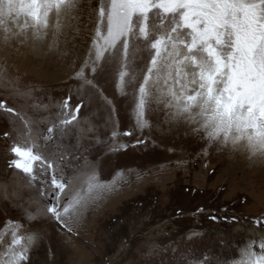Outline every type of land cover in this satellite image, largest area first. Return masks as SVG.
<instances>
[{"label": "snow or ice", "instance_id": "obj_1", "mask_svg": "<svg viewBox=\"0 0 264 264\" xmlns=\"http://www.w3.org/2000/svg\"><path fill=\"white\" fill-rule=\"evenodd\" d=\"M37 45L65 57L84 49L72 62L73 87L48 117L41 109L50 113L51 101H29L36 90L7 63L11 52ZM0 51V87L28 105L0 98V112L21 137L3 132L12 141L7 167L23 176L42 205L33 210L17 193L13 207L29 223H54L68 239L78 236L89 206L114 187L99 179L86 155L92 144L84 141L98 124L82 110L99 105L107 111L113 139L134 135L119 132L117 95L106 94L109 84L120 98H130L136 129H150L154 113L168 131L182 127L205 154L220 145L264 159V0H0ZM217 211L207 213L212 223L238 220ZM252 222L264 228V219ZM44 235L26 230L5 208L0 264H32L31 252ZM255 243L244 246L233 264H264V238L258 251ZM182 264L210 262L185 255Z\"/></svg>", "mask_w": 264, "mask_h": 264}, {"label": "rangeland", "instance_id": "obj_2", "mask_svg": "<svg viewBox=\"0 0 264 264\" xmlns=\"http://www.w3.org/2000/svg\"><path fill=\"white\" fill-rule=\"evenodd\" d=\"M3 55L0 51V59ZM83 55V48L65 57L37 45L11 52L7 63L24 85L36 90L29 101L33 97L44 104L51 101L50 113L41 109L48 117L56 114V104L73 87L69 81L72 62ZM106 94L109 98L117 95L119 132L132 130L134 135L113 139L111 125L106 123L107 111H98L99 105L82 110V117H94L98 124L90 140L84 141L92 144L86 155L99 179L114 187L89 206L78 236L71 239L54 223L27 222L13 207V202H20L17 193L23 196L25 206L31 201L33 210L42 205L23 176L7 167L12 141L6 140L3 132L21 137L8 126L10 118L0 112V218L5 217L7 208L26 230L45 234L31 252L32 264H182L185 255L207 257L210 264H233L248 243L255 241L253 248L258 251L264 228L252 221L264 219V159L220 145L209 147L205 154L184 135L182 127L170 132L161 124L163 117L154 113L149 116L150 129H136L130 98H120L112 84ZM0 98L10 105L28 107L2 87ZM137 139L146 143L135 145ZM122 144L127 147L121 148ZM178 161L183 163L178 165ZM197 207H203L205 213L196 214ZM222 209L229 216L235 214L237 222L212 223L207 218L209 211L220 214ZM192 232L200 235L189 239Z\"/></svg>", "mask_w": 264, "mask_h": 264}]
</instances>
